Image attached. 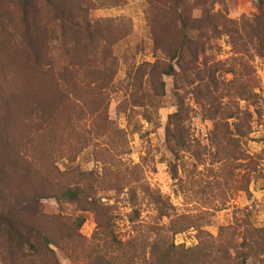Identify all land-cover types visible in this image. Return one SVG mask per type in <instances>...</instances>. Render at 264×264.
I'll list each match as a JSON object with an SVG mask.
<instances>
[{
    "label": "trees",
    "instance_id": "1",
    "mask_svg": "<svg viewBox=\"0 0 264 264\" xmlns=\"http://www.w3.org/2000/svg\"><path fill=\"white\" fill-rule=\"evenodd\" d=\"M20 1L26 23L25 40L32 47L30 55L35 58V63L17 75L24 78L28 75L23 76V72H30L29 81L17 84L11 91L0 88L2 97L9 99L5 105L4 97L1 100L0 123L7 127L20 125L28 131L19 138L16 149L27 167L26 179L17 191L2 189L0 181V264H47L42 251L54 253L52 247L72 258L78 254V245L89 249L86 254L77 255L86 258L85 264H264V229L255 227L249 216L220 227L218 235L213 236L203 229L204 225L196 216L176 213L170 199L147 182L140 164L125 160V156L131 153L129 133L117 128L107 112L108 91L116 70L106 65L94 67L91 61L95 49H76L82 40H69L73 32L87 34V47L94 41L89 19L90 12L97 8L93 1L44 0L60 23L54 20L43 33L48 39L54 37L59 41L60 48H63L62 65H58L51 53L38 49V26L32 15L36 14L41 0ZM173 1L178 4L181 0ZM197 2L202 17L196 20L195 31H202L200 25L203 21L215 29L213 3L210 0ZM155 3L156 0H149L152 10ZM259 3L260 20L264 19V0ZM258 41L259 49H263L260 37ZM195 46L194 62L187 69L178 71L175 68L182 58L181 45L176 48L170 64L162 66L156 62L151 65V76L158 79L154 88L156 97L164 95L163 77H173L180 82L179 90L175 92L177 109L168 117L165 137L168 151L176 161L190 150L192 109L186 101V94H192L199 100L205 117L214 121L215 144L223 146L222 151L226 149L230 155L235 154L237 160H249L248 164L264 182L260 156H251L240 148L242 141L253 132L252 116L224 110L209 84L214 80L209 74L210 69H201L198 64V49L205 47L200 41ZM81 52L85 57L82 63L79 62ZM111 60L115 61L114 58ZM32 90L40 94L38 103L41 105L36 109L39 112L30 108L28 117H24L26 95ZM127 118L129 126H133L132 133L142 134L143 125L135 123L132 114ZM144 119L151 122V115L146 113ZM102 138L108 139V146L96 142ZM0 140L9 149H15L8 133H0ZM87 150H91L101 172L100 169L87 172L76 164L77 158ZM65 158L70 163L62 171L57 163ZM169 168L175 179L177 163L170 162ZM4 169L0 165L1 177ZM243 188L248 190L247 185ZM101 190L125 195L130 206L127 220L132 228V235L127 239L118 234L116 208L101 201ZM38 193L43 194L42 198H56L77 205L82 212H92L96 230L91 242L80 233L86 222L84 216L67 218L41 214ZM144 200H148L155 210L151 222L142 218ZM190 229L197 231L198 243L189 248L177 245L176 236Z\"/></svg>",
    "mask_w": 264,
    "mask_h": 264
},
{
    "label": "rangeland",
    "instance_id": "2",
    "mask_svg": "<svg viewBox=\"0 0 264 264\" xmlns=\"http://www.w3.org/2000/svg\"><path fill=\"white\" fill-rule=\"evenodd\" d=\"M92 1L97 6L89 16L94 41L87 47V34L73 32L69 40H82L76 49H95L91 61L94 67L106 65L116 70L108 91L107 112L117 128L129 133L131 153L125 156V160L140 164L147 182L170 199L176 213L196 216L204 225L203 229L213 236L218 235L220 227L240 222L245 216L250 217L255 227L264 229L263 179L258 178L248 164L249 160H237L235 154L230 155L229 150L222 151L223 146L215 144L214 121L205 117L199 100L188 93L186 101L192 109L190 150L180 160H174L166 147L165 137L168 117L177 109L175 92L179 90L180 82L173 77H163L164 95L156 97L154 88L158 79L151 76V65L156 62L162 66L170 64L179 45L182 46V58L175 68L178 71L189 68L194 62L195 43L200 41L205 48L198 49V64L201 69H210L209 74L214 80L209 84L224 110L252 116L253 132L242 141L240 148L251 156H260V168L264 173V19H258L261 15L259 0H210L216 14V28L203 21L200 33L195 31L198 25L195 22L202 17L197 0H181L178 4L173 0H156L154 10L149 0ZM39 5L36 14L32 15L38 26V49L51 53L58 65H62L63 48H60L59 41L54 37L48 39L43 33L49 23L54 20L60 22L44 0ZM25 31L21 1L0 0V88L5 87L8 91L31 78L30 72L26 71L23 76L25 73L28 76H17L35 63V58L30 55L32 47L25 40ZM259 37L263 49H259ZM83 55L81 52L79 62L85 58ZM113 58L115 61L111 60ZM39 95L33 90L26 95L24 117H28L30 108L39 112L36 110L41 105L38 103L41 101ZM3 97L0 90V106ZM3 100L5 105L9 99L4 97ZM146 113L151 115V122L144 119ZM129 114L134 116L135 123L143 125L142 134L132 133L133 126H129L127 118ZM87 126L90 127L89 122ZM25 128L20 125L7 127L0 123V133H8L15 148L9 149L0 140V165L5 167L4 174L0 176L2 189L17 191L26 179L27 167L16 151L19 138L28 133ZM96 142L103 147L108 146L106 138ZM170 162L178 165L175 179L169 168ZM69 163L65 158L57 165L63 171ZM76 164L87 172L94 169L101 172L91 150L80 155ZM246 185L247 191L243 190ZM42 196L38 193L41 214L67 218L84 216L86 222L80 233L91 242L96 230L92 212H82L75 204ZM99 197L103 203L115 206L117 232L122 239H127L132 235V228L127 220L130 206L125 195L101 190ZM141 208L144 221L151 222L155 215L153 205L144 200ZM175 241L177 245L193 247L198 243L197 231L190 229L181 233ZM52 248L54 253L42 251L47 264H85L86 258L77 255L89 251L87 247L78 245V254L70 258L61 250Z\"/></svg>",
    "mask_w": 264,
    "mask_h": 264
}]
</instances>
